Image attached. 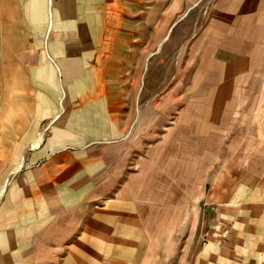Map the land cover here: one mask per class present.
Masks as SVG:
<instances>
[{
    "label": "crops",
    "instance_id": "1",
    "mask_svg": "<svg viewBox=\"0 0 264 264\" xmlns=\"http://www.w3.org/2000/svg\"><path fill=\"white\" fill-rule=\"evenodd\" d=\"M195 1L0 0V264H264V0Z\"/></svg>",
    "mask_w": 264,
    "mask_h": 264
},
{
    "label": "rangeland",
    "instance_id": "2",
    "mask_svg": "<svg viewBox=\"0 0 264 264\" xmlns=\"http://www.w3.org/2000/svg\"><path fill=\"white\" fill-rule=\"evenodd\" d=\"M196 1H195L196 4L193 7V10L191 11V17L196 19L195 24L198 25V24H201L203 22V20L206 18L208 8H209V5L212 2V0H196ZM0 6H1V4H0ZM49 10L51 11V8ZM4 11L5 10L0 9V17L4 13ZM9 12H11V10H9ZM3 29H4V27L2 25H0V70L2 69L3 63H4V60H2V57H1V44L3 43L1 39H2V34H3L2 32L4 31ZM3 77H4L3 73H0V97H4V92H5L3 82H1ZM0 108H1V106H0Z\"/></svg>",
    "mask_w": 264,
    "mask_h": 264
},
{
    "label": "bare ground",
    "instance_id": "3",
    "mask_svg": "<svg viewBox=\"0 0 264 264\" xmlns=\"http://www.w3.org/2000/svg\"><path fill=\"white\" fill-rule=\"evenodd\" d=\"M213 90V89H212Z\"/></svg>",
    "mask_w": 264,
    "mask_h": 264
}]
</instances>
